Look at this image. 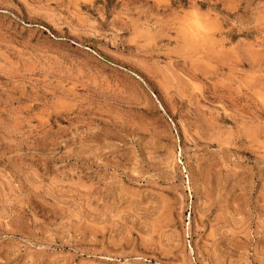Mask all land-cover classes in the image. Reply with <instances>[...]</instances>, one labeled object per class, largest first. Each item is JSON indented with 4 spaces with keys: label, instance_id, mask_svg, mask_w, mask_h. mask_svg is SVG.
Returning a JSON list of instances; mask_svg holds the SVG:
<instances>
[{
    "label": "rangeland",
    "instance_id": "rangeland-1",
    "mask_svg": "<svg viewBox=\"0 0 264 264\" xmlns=\"http://www.w3.org/2000/svg\"><path fill=\"white\" fill-rule=\"evenodd\" d=\"M0 264H264V0H0Z\"/></svg>",
    "mask_w": 264,
    "mask_h": 264
}]
</instances>
